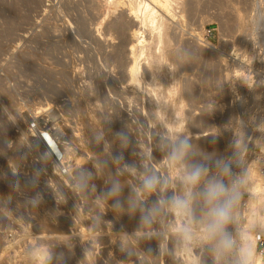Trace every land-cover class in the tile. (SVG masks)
<instances>
[{"label": "rangeland", "instance_id": "374dc122", "mask_svg": "<svg viewBox=\"0 0 264 264\" xmlns=\"http://www.w3.org/2000/svg\"><path fill=\"white\" fill-rule=\"evenodd\" d=\"M159 1L165 29L145 31L123 3L0 0V264H242L243 218L216 251L199 192L239 140L263 141L264 0ZM193 164L209 169L195 188Z\"/></svg>", "mask_w": 264, "mask_h": 264}, {"label": "clouds", "instance_id": "9594fccd", "mask_svg": "<svg viewBox=\"0 0 264 264\" xmlns=\"http://www.w3.org/2000/svg\"><path fill=\"white\" fill-rule=\"evenodd\" d=\"M191 147L188 140L181 139L174 146L173 155L175 156L185 150H190ZM217 167L220 169L222 176L231 173V165L229 163H224L222 166L218 163ZM208 171L209 169L204 164H193L187 171L184 182L195 188L201 183L202 178L206 176ZM161 183L162 179L159 176L155 174L148 175L143 181L142 188L147 191H153ZM239 184L240 181L235 177L232 178V184L229 186L220 177L213 176L207 179L203 189L199 192L207 207V223L205 227L207 237L210 240L219 238L215 248L216 251H225L233 247V236L227 228L232 221V209L238 198L237 189ZM118 192L119 185H114L109 194L116 195ZM168 203L179 209H188L189 206L187 198L175 196L170 198ZM143 219L145 222L151 223V212H148ZM185 239H191V235L187 229H185ZM243 264H251L250 252L245 253Z\"/></svg>", "mask_w": 264, "mask_h": 264}, {"label": "built area", "instance_id": "2783aa9c", "mask_svg": "<svg viewBox=\"0 0 264 264\" xmlns=\"http://www.w3.org/2000/svg\"><path fill=\"white\" fill-rule=\"evenodd\" d=\"M48 132L45 130L41 135L48 147L44 144L52 156L62 162L65 158H62V154L51 141ZM256 133L257 131H252L249 138L239 140L236 145L227 150L222 158L221 166L224 163H229L231 165V173L225 176L220 174V178L229 186L232 184L233 177L240 181L237 189L238 198L232 209V216L239 218L237 220L238 231L241 230L242 218L245 219L246 214L249 212V207L255 204L253 214L257 218L258 224L254 227L253 236L256 248L260 252V258L251 264H264V134L262 143L258 145L252 139V136ZM249 173L253 174V178L250 180L255 187L253 190L244 189Z\"/></svg>", "mask_w": 264, "mask_h": 264}, {"label": "bare ground", "instance_id": "6f19581e", "mask_svg": "<svg viewBox=\"0 0 264 264\" xmlns=\"http://www.w3.org/2000/svg\"><path fill=\"white\" fill-rule=\"evenodd\" d=\"M6 1V0H5ZM39 1V0H38ZM107 2H110L111 4H120V3H123V4H125L124 6H126L127 8H129V11L131 12V18H132V15H134V17H135V19L136 18H138L139 17V19L142 17V19H140L141 20V23H143V25H144V27L146 26L147 28H148V25L150 26V28H151V30L150 31H152V30H154V31H156V30H160L163 26L165 27L166 25H164L165 24V19H164V15L163 16H161L160 14L161 13H159V11L160 10H158V8H157V4L158 3H160V1L159 0H152V1H149V0H106ZM170 1H172V0H170ZM107 2H105V3H107ZM155 2V3H154ZM17 3V2H16ZM32 3V2H31ZM157 3V4H156ZM19 4V3H18ZM17 4V5H18ZM165 4H166V2H165ZM164 4V5H165ZM23 5V4H22ZM121 5V4H120ZM157 5V6H156ZM167 5V4H166ZM170 5V4H169ZM14 6V5H13ZM100 6V5H99ZM23 7V6H22ZM83 7V6H82ZM107 7V6H106ZM110 7V6H109ZM166 7V6H165ZM3 8V7H2ZM7 8V7H6ZM41 8V7H40ZM168 8H169V6H168ZM94 9V8H93ZM14 10V9H13ZM19 11L21 10V9H18ZM6 11V10H5ZM171 11V10H170ZM169 11V12H170ZM94 12V11H93ZM103 12V11H102ZM123 12V11H122ZM161 12V11H160ZM99 13V12H98ZM10 14V13H9ZM86 14V13H85ZM174 14V13H173ZM2 15V14H1ZM18 15V14H17ZM16 15V16H17ZM79 15V14H78ZM106 15V14H105ZM109 15V14H108ZM123 15V14H122ZM21 17V16H20ZM81 17V16H80ZM95 17V16H94ZM106 17H108V16H106ZM105 17V18H106ZM123 17V16H122ZM159 17H161L160 18V23L157 21V19L159 18ZM163 17V18H162ZM8 18V17H7ZM12 18V17H11ZM104 18V19H105ZM166 18V17H165ZM22 19V18H21ZM121 19V18H120ZM133 19L134 18H132V24H131V26H133V27H135L136 26V28H137V23H138V19H136V20H134L133 21ZM164 19V20H163ZM20 20V19H19ZM23 20V19H22ZM85 21V18L83 19L82 18V21ZM113 20V19H112ZM126 20V19H125ZM130 20V19H129ZM139 20V21H140ZM6 21V20H5ZM16 21H18V20H16ZM83 21V22H84ZM124 21V20H123ZM168 21V20H167ZM7 22H9V21H7ZM14 22V21H13ZM81 22V21H80ZM94 22V21H93ZM115 22V21H114ZM113 22V23H114ZM117 22V23H116ZM115 23H114V25H117V28H116V26H115V28H116V30L118 29V28H120L121 27V23H119V22H121V21H116ZM159 23V25H158V23ZM20 23V22H19ZM85 23V22H84ZM91 23V22H90ZM109 23V22H108ZM107 23V24H108ZM113 23H109L110 24V26L107 28V29H111V28H113ZM168 23V22H167ZM171 23V22H170ZM17 24V23H16ZM108 24V25H109ZM85 25V24H84ZM84 25H82V27L84 26ZM107 25V26H108ZM122 25H124V24H122ZM86 26V25H85ZM84 26V27H85ZM142 26V25H141ZM12 27V26H11ZM23 27H25V26H23ZM123 27V26H122ZM146 27H145V31H146ZM125 28H127V27H125ZM124 28V29H125ZM141 28V27H140ZM140 28L139 29H135L134 30V34H133V36L136 38V41H139L140 43H142L143 44V42H144V35H143V30L141 31L140 30ZM5 29V28H4ZM16 29V28H15ZM21 29V28H20ZM90 29V28H89ZM114 29V28H113ZM123 29V28H122ZM144 29V28H143ZM149 29V28H148ZM165 29V28H164ZM163 28H162V30H164ZM28 30V29H27ZM119 30H121V29H119ZM168 30V29H167ZM3 31V30H2ZM108 31V30H107ZM153 31V32H154ZM13 32V31H12ZM127 32V31H126ZM151 33V32H150ZM161 33V32H160ZM166 33V32H165ZM164 33V34H165ZM147 34H148V32H147ZM168 34V33H167ZM11 35V34H10ZM163 35V34H162ZM13 36V35H12ZM157 36V35H156ZM169 36V35H168ZM171 36H172V34H171ZM162 37V36H161ZM127 38H128V36H127ZM143 38V39H142ZM151 38V37H150ZM169 38V37H168ZM129 39V38H128ZM155 39V38H154ZM153 39V40H154ZM164 39V38H163ZM172 39V38H171ZM146 41V40H145ZM151 41V40H150ZM160 41V40H159ZM164 41V40H163ZM167 41V40H166ZM172 41V40H171ZM145 43V42H144ZM153 43V42H152ZM155 43V42H154ZM157 43V42H156ZM209 43V42H208ZM148 44V43H147ZM147 44H145V45H147ZM162 39H161V47H162ZM145 45H143V46H145ZM160 45V44H159ZM167 45H169V44H167ZM139 46V45H138ZM142 46V45H141ZM208 46V45H207ZM148 47V46H147ZM161 47H159V48H161ZM143 48V47H142ZM145 48V47H144ZM143 48V49H144ZM115 49V48H114ZM137 49H139V51L141 50V47L139 48H137L136 47V49H134V47H132V49H131V53H132V56H136V53L137 52H139V51H136ZM147 49V48H146ZM146 49H145V51L143 50V51H141V53H140V55L139 56H141L142 55V53H146ZM150 49V48H149ZM148 49V50H149ZM172 49V48H171ZM212 49V48H211ZM151 50V49H150ZM160 50V49H159ZM164 50V49H163ZM168 50V49H167ZM209 50V49H208ZM135 51H136V53H135ZM153 51H155V50H153ZM116 52V51H115ZM159 52V51H158ZM114 53V52H113ZM147 53H149V52H147ZM117 54V53H116ZM151 54V53H150ZM155 54V53H154ZM147 55V54H146ZM156 56H157V54H156ZM142 57V56H141ZM149 58V57H148ZM171 59V58H170ZM153 60H155V58L153 59ZM160 60V59H159ZM147 61V60H146ZM162 61V60H161ZM138 62V61H137ZM155 62V61H154ZM153 63V62H152ZM156 64V63H155ZM158 64V63H157ZM157 66H159V65H157ZM156 66V67H157ZM161 68H163V67H161ZM165 68V67H164ZM139 70V68H138V64H134L132 67H131V76H132V78H133V80L136 82V81H138L139 80V82H140V79H137V75H138V71ZM141 70V69H140ZM166 70V69H165ZM170 71V70H169ZM153 72H155V71H153ZM162 72V71H161ZM166 73V72H165ZM141 74V73H140ZM168 74V73H167ZM166 74V75H167ZM161 75V74H160ZM154 77V76H153ZM152 77V78H153ZM130 78V77H129ZM158 79V78H157ZM160 79V78H159ZM161 79H162V77H161ZM154 80V79H153ZM155 80H156V78H155ZM133 81V82H134ZM151 81V80H150ZM166 81H169V80H166ZM165 81V82H166ZM152 82V81H151ZM164 82V81H163ZM132 83V82H131ZM141 83V82H140ZM146 83V82H145ZM148 83H149V81H148ZM150 84V83H149ZM159 84H161V83H159ZM178 84V83H177ZM150 85H152V83L150 84ZM163 85V84H162ZM161 86V85H160ZM178 86V85H177ZM152 87H154V86H152ZM149 88V87H148ZM159 88V87H158ZM182 88V87H181ZM184 88V87H183ZM156 89V88H155ZM165 89H167V87L165 88ZM173 89V88H172ZM153 90V89H152ZM163 91H166V90H163ZM178 91V90H177ZM179 92V91H178ZM184 92H186V91H184ZM172 95V94H171ZM174 96V95H173ZM179 97V96H178ZM184 97V96H183ZM172 98V97H171ZM176 99V98H175ZM179 100V99H178ZM181 102V101H180ZM177 104H178V102H176ZM185 103V102H184ZM180 104V103H179ZM178 104V105H179ZM157 105H159V104H157ZM156 105V106H157ZM177 105V106H178ZM159 107V106H158ZM162 107V106H161ZM163 109V108H162ZM158 110H159V108H158ZM164 110V109H163ZM162 111V110H161ZM178 111V110H177ZM163 113V112H162ZM182 113V112H181ZM157 114H159V112L157 113ZM161 114V113H160ZM159 114V115H160ZM165 115V114H164ZM163 116V115H162ZM264 131V130H263ZM263 134V133H262ZM256 136V135H255ZM258 136V135H257ZM255 140H256V137H255ZM257 140H259V139H257ZM261 140H262V138H261ZM253 178V174L252 173H249L248 175H247V183H246V185H244V189H251V190H253V189H255V187H254V185L250 182V180ZM254 209H255V204H252L250 207H249V212H248V214H246V216H245V219H243L242 221L244 222V224H242V225H244L245 226V234H244V236H245V238H246V240H245V242H244V245H243V247H242V251H241V257H240V262L243 264V260H244V258H245V253H248V252H250L251 253V263L252 262H254V261H256V260H258L259 258H260V252L257 250V248H256V243H255V240H254V236H253V233H254V227H256L257 226V224H258V221H257V218H255L254 217V214H253V211H254ZM242 231V230H241ZM45 235V234H44ZM51 236V235H50ZM243 236V237H244ZM47 237V236H46ZM59 237V236H58ZM48 238V237H47ZM52 238V237H51ZM54 238V237H53ZM42 239V238H41ZM66 239V238H65ZM50 240V239H49ZM57 240V239H56ZM55 242V241H54ZM59 243H60V241H59ZM27 249V248H26ZM27 251V250H26ZM190 258H192V257H190L189 256V260H191ZM194 259H196V258H194ZM193 259V260H194ZM28 260V259H27ZM193 260H191V262L193 261ZM195 261V260H194ZM193 261V262H194ZM27 262V261H26ZM23 263V262H22ZM189 263H190V261H189Z\"/></svg>", "mask_w": 264, "mask_h": 264}]
</instances>
